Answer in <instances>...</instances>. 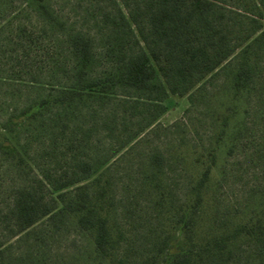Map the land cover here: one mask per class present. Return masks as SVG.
I'll list each match as a JSON object with an SVG mask.
<instances>
[{
    "label": "rangeland",
    "instance_id": "obj_1",
    "mask_svg": "<svg viewBox=\"0 0 264 264\" xmlns=\"http://www.w3.org/2000/svg\"><path fill=\"white\" fill-rule=\"evenodd\" d=\"M46 1L61 24L42 15L36 0H0V142H12L31 167L21 172L0 145V264H95L88 236L71 219L46 216L21 229L13 211L14 196L25 186L51 203L54 184L71 176L77 159L110 166L130 262L141 263L166 234V220L155 214L140 188V168L154 150L169 158V177L179 200L186 196L194 168L173 156L180 151L190 158L193 147L216 150L215 209L223 214L256 206L257 198L250 195L264 190V53L252 93L237 99L227 92L229 69H223L193 102L175 95L156 102L133 89H120L90 99L74 113L53 107L31 126L14 127L4 135L10 116L69 84L73 31L93 39L96 74L112 69L122 52L138 46L130 14L143 0ZM252 2L224 1L232 30L248 23L246 9ZM224 113L230 116L229 125L219 137Z\"/></svg>",
    "mask_w": 264,
    "mask_h": 264
},
{
    "label": "trees",
    "instance_id": "obj_2",
    "mask_svg": "<svg viewBox=\"0 0 264 264\" xmlns=\"http://www.w3.org/2000/svg\"><path fill=\"white\" fill-rule=\"evenodd\" d=\"M36 1L42 15L62 23L46 0ZM224 1L143 0L130 14L138 33L137 49L122 52L117 65L101 74L94 72L93 39L73 31L68 45L72 57L69 84L18 116H10L4 135L14 127L31 126L53 107L74 113L90 99L108 97L120 89H133L156 102L169 95L188 96L193 102V96L223 69H229L227 92L231 97L249 95L264 53V0H253L246 9L248 23H237L238 31L232 30ZM229 118L222 115L219 137ZM0 145L17 160L21 172L31 168L12 142ZM191 151L190 158L180 151L173 156L177 162L190 161L194 168L182 200L169 177V158L163 152H151L140 168L141 191L155 214L166 220V234L160 235L139 264H264V190L250 195L257 198L255 207L246 204L242 210L221 214L211 204L216 190L212 179L216 150L192 147ZM104 165L75 160L71 176L54 184L51 203L36 197L32 186L18 190L13 211L20 228L27 229L46 216L69 218L88 236L95 264H138L128 258L131 246L124 248L127 232L118 222L115 178L110 166ZM181 237L183 242H179Z\"/></svg>",
    "mask_w": 264,
    "mask_h": 264
}]
</instances>
